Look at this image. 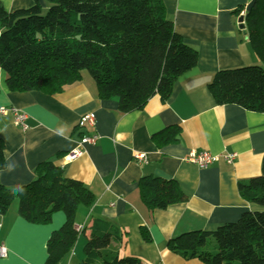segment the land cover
Segmentation results:
<instances>
[{"label":"crops","instance_id":"0c3cea01","mask_svg":"<svg viewBox=\"0 0 264 264\" xmlns=\"http://www.w3.org/2000/svg\"><path fill=\"white\" fill-rule=\"evenodd\" d=\"M37 1L46 9L43 0ZM162 2L175 33L198 55L196 66L177 78L165 101L154 96L141 110L121 113L116 98L100 99L92 79L83 76L56 94L12 92L0 68V107H15L27 115V129L22 130L11 113L0 114L6 164L0 183L7 188L25 186L35 179L36 167L51 160L94 196L90 207L77 209L74 229L79 236L64 264H83V246L97 217L120 230V257L145 264H203L170 252L169 239L191 231L211 232L260 210L241 196L238 184L261 173L264 113L219 105L207 87L219 70L264 68L239 22L254 0ZM0 3L13 12L31 7L33 0ZM87 113L95 115L93 128L78 126ZM94 134L98 136L94 144L81 147L77 157L66 158L83 136ZM191 150L207 151L218 160L199 169L186 161ZM231 153L235 158L227 163L222 157ZM135 154H145L147 162L138 163ZM145 176L174 180L186 201L149 210L138 194V182ZM64 221V214L56 212L48 223H29L19 216L14 201L0 215V243L8 250L0 264H44L47 240ZM143 230L149 241L143 239Z\"/></svg>","mask_w":264,"mask_h":264},{"label":"trees","instance_id":"16d2710c","mask_svg":"<svg viewBox=\"0 0 264 264\" xmlns=\"http://www.w3.org/2000/svg\"><path fill=\"white\" fill-rule=\"evenodd\" d=\"M43 1L46 9L33 0L31 7L13 12H6L0 3V68L9 91L56 94L80 81L86 70L97 96L116 98L118 110L128 113L141 110L154 96L165 101L177 78L197 64L196 50L175 33L162 0ZM243 30L264 65V0H254L246 10ZM207 87L219 105L264 113L261 65L219 70ZM3 149L0 139V171L6 165ZM35 171V179L25 186L7 188L0 183V215L14 201L19 216L33 224L48 223L54 213L62 212L65 221L47 240L44 264H64L79 236L74 229L77 209L90 207L94 196L51 160ZM238 186L241 196L260 210L211 232L191 231L171 238L168 250L203 264H264V155L260 175ZM138 194L149 210L187 199L174 180L155 176L139 180ZM141 233L149 241L146 231ZM121 241L116 225L94 218L83 246V264H145L120 257Z\"/></svg>","mask_w":264,"mask_h":264},{"label":"built area","instance_id":"2783aa9c","mask_svg":"<svg viewBox=\"0 0 264 264\" xmlns=\"http://www.w3.org/2000/svg\"><path fill=\"white\" fill-rule=\"evenodd\" d=\"M243 16L244 20V13L241 14ZM240 22V24H244V21ZM11 113L14 117V124L21 128L22 130L27 129V125L25 123L27 119L26 113L19 110L15 107H0V114H7ZM78 126L79 127H94L95 126V115L93 113H87L80 117L78 120ZM98 139V136L96 134L90 135V136H83L77 143V147L73 149L69 155L66 156L68 159H72L77 157L82 153L81 147L84 145H92L96 142ZM227 163H232V160L235 158V154H226L222 157ZM135 161L138 163H146L147 157L145 154H135L134 155ZM218 160L217 155H213L207 151H197V150H191L187 156L186 161L196 165L199 169H205L209 165L215 163ZM8 256V250L6 246L0 243V259H5Z\"/></svg>","mask_w":264,"mask_h":264},{"label":"rangeland","instance_id":"374dc122","mask_svg":"<svg viewBox=\"0 0 264 264\" xmlns=\"http://www.w3.org/2000/svg\"><path fill=\"white\" fill-rule=\"evenodd\" d=\"M82 76L83 77H90L89 74H88V72L86 70L82 71ZM211 244H213V241L212 240L209 242L208 246H210Z\"/></svg>","mask_w":264,"mask_h":264},{"label":"water","instance_id":"95a60500","mask_svg":"<svg viewBox=\"0 0 264 264\" xmlns=\"http://www.w3.org/2000/svg\"><path fill=\"white\" fill-rule=\"evenodd\" d=\"M242 20H243V16H240L239 17V22H242ZM240 28L243 29V24H240Z\"/></svg>","mask_w":264,"mask_h":264}]
</instances>
